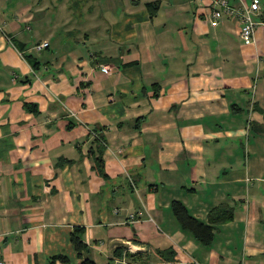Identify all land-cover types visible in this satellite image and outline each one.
Instances as JSON below:
<instances>
[{
  "label": "crops",
  "instance_id": "1",
  "mask_svg": "<svg viewBox=\"0 0 264 264\" xmlns=\"http://www.w3.org/2000/svg\"><path fill=\"white\" fill-rule=\"evenodd\" d=\"M257 1L246 44L236 19L210 26V0H0L4 264H79L74 227L96 264H264ZM173 201L233 219L204 246Z\"/></svg>",
  "mask_w": 264,
  "mask_h": 264
},
{
  "label": "trees",
  "instance_id": "2",
  "mask_svg": "<svg viewBox=\"0 0 264 264\" xmlns=\"http://www.w3.org/2000/svg\"><path fill=\"white\" fill-rule=\"evenodd\" d=\"M94 138L100 140L99 135L93 133ZM101 151V147L98 146ZM100 156V155H99ZM101 161L100 157L96 159ZM171 208L175 218L184 231L189 232L198 242L204 246H209L213 240L214 226L227 223L233 219V209L225 204L213 208L208 216V224H204L192 218L185 206L179 201H173ZM70 242L81 262L79 264H96L88 257L89 248L84 242V229L82 227H74L70 234ZM59 260L66 262V259L61 256H54L48 260V264H55Z\"/></svg>",
  "mask_w": 264,
  "mask_h": 264
},
{
  "label": "built area",
  "instance_id": "3",
  "mask_svg": "<svg viewBox=\"0 0 264 264\" xmlns=\"http://www.w3.org/2000/svg\"><path fill=\"white\" fill-rule=\"evenodd\" d=\"M201 2L203 0H195ZM211 2V12L209 24L211 27H217L220 23L224 21L225 18L236 19L239 24L238 35L242 42L249 44L253 41V36L257 22L254 20V14L260 9L257 0H252L249 4L241 2L238 7H234L229 4L228 0H210ZM47 46V43L37 46V49H42ZM101 70L107 72L109 70L108 66H102ZM135 216L129 215L126 222H135ZM0 264H4L0 260Z\"/></svg>",
  "mask_w": 264,
  "mask_h": 264
}]
</instances>
